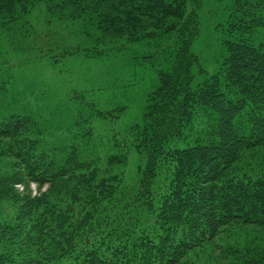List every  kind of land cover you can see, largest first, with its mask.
Listing matches in <instances>:
<instances>
[{
  "label": "trees",
  "instance_id": "1",
  "mask_svg": "<svg viewBox=\"0 0 264 264\" xmlns=\"http://www.w3.org/2000/svg\"><path fill=\"white\" fill-rule=\"evenodd\" d=\"M39 1L73 19L88 14L128 43L163 41L172 63L131 128L144 159L136 172L127 151L105 160H83L76 149L50 155L32 116L0 119V201L14 208L0 220V264H203L200 254L221 250L217 238L228 231L260 226L264 234V176L248 168L264 147V40L255 43L264 0H234L227 56L197 88L199 0H0V28ZM25 184L46 190L17 196ZM244 242L229 245L219 264H264V247Z\"/></svg>",
  "mask_w": 264,
  "mask_h": 264
},
{
  "label": "rangeland",
  "instance_id": "2",
  "mask_svg": "<svg viewBox=\"0 0 264 264\" xmlns=\"http://www.w3.org/2000/svg\"><path fill=\"white\" fill-rule=\"evenodd\" d=\"M199 2L200 35L192 44L199 64L193 68V88L216 74L227 56L224 42L229 39L226 28L234 0ZM262 40L264 30L255 43ZM172 51L159 40L128 43L111 37L90 15L73 19L39 1L9 27L0 28V119L32 116L41 132L36 134L41 148L50 155H70L76 149L83 160H105L127 151L128 169L136 172L144 159L136 151L131 128L142 122L148 95L158 86L159 72L170 68ZM255 155L250 175L264 176V147ZM3 160L10 163L13 158ZM15 189L17 196L46 190L36 184ZM13 214L11 201H0V220ZM263 236L260 226L228 231L217 238L222 251L207 246L200 263L219 264L220 253L235 242L244 245L246 238L264 247Z\"/></svg>",
  "mask_w": 264,
  "mask_h": 264
}]
</instances>
